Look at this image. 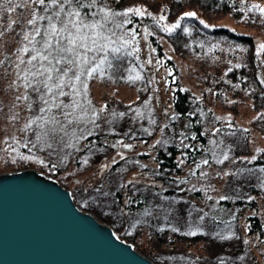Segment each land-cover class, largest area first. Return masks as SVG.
Wrapping results in <instances>:
<instances>
[{
	"label": "rangeland",
	"instance_id": "374dc122",
	"mask_svg": "<svg viewBox=\"0 0 264 264\" xmlns=\"http://www.w3.org/2000/svg\"><path fill=\"white\" fill-rule=\"evenodd\" d=\"M125 1H127L125 10L132 7L141 8L145 12L143 16H136L138 20L133 22L134 24L131 27L136 26L139 29L138 54L141 56L143 69H140V62L136 59L132 63L137 66V70L147 80V85L142 86L140 91L138 85L130 86L127 83L117 84L111 80L96 79L90 84V98L97 108L106 103L109 111L115 110L116 112L126 113L129 112V106L140 108L147 113L148 109L144 108V101L151 98L148 108L151 109V118L156 120V124L149 125L148 119L134 122L131 119L133 114H130L112 125L116 134L108 136H113L115 140L123 138L125 143L134 144L135 148L131 152L123 150L125 155L135 157L138 153H147L145 154L147 155L146 158H134V161L138 160L141 164L147 163L154 166L155 164L151 158L155 155L156 148H165V146L172 143L177 144L181 137L176 123L164 127L165 124L162 122L163 112L170 109L172 91L178 87L187 93L190 101L199 105L198 108L201 107L202 131L208 138L211 155L210 166L196 169V176H189V172L194 169L185 162L182 155L177 157L178 165L181 167V174L178 176L189 181V183H185V189L193 194L199 193L198 198L195 195H191L190 198L192 201L206 204L211 208L218 203L220 196L228 197L227 200L230 202L236 199L250 201L248 197L251 196L254 197L253 200L256 201V206L253 209L245 210L241 221L237 223L228 220L217 224L210 218H204L203 221H200V217H197L190 226L192 229L188 230L186 224L189 220L188 210L193 208L186 203H179L178 206L167 205L170 209L169 214H164L158 222L152 220L154 217L149 219L134 218L131 225L135 231L134 239H122L131 242L134 248L146 257L145 251L153 255L173 248L185 252L188 256L197 258L202 262L210 261L215 256L222 254L226 255L228 262L230 260V264H247V258L251 254L261 260V256L264 255V233L259 236V239L255 234H247L248 221L246 217L256 215L264 222V190L258 187L260 183L258 177L264 179V174L259 172L249 174L245 171L242 175L221 178L216 173H222L226 170L238 172L241 169L254 168L246 165L252 156L264 160V121L260 120L264 108L260 107L261 98L259 96L261 92L254 82L247 85L243 84L246 77L238 76L239 79L232 80L225 75L226 72L228 73L229 68H236L235 65L237 64L252 69L249 56L252 52L256 54L258 44L264 43V19L260 17L258 12H250L248 9L253 4L264 7V0H237V2L229 0V4L236 6V8H232L239 11L238 18L227 9L201 7L195 2L182 5L179 14L174 15L173 10L168 11L166 6L162 4L158 6L157 3L160 0ZM20 11L17 10V12ZM188 12H194L196 14L194 18L204 21L205 24L209 25V28L222 26L231 31L250 36L253 46L250 49L247 45L220 38L200 41L197 42L196 46V40L191 36V28L180 27V30L184 32L183 37L175 35L179 28L171 34L162 30L163 26H171L178 20L181 25L183 20H181V17ZM26 16L27 13H25ZM161 16H164L165 19L160 20ZM12 18L16 19L17 13H13ZM146 19L148 20L146 21ZM19 30L20 26L17 24L15 31L10 33L5 41H0V59L10 56V62L13 64L16 62L17 53L15 49L21 46L18 43L20 38L16 36V32ZM151 36L160 45L162 54L157 53L156 45L150 39ZM24 58L27 59V57ZM149 59L152 61L151 64L147 63ZM257 60L260 63V78L264 79V54L257 57ZM9 72H11V69H9ZM12 79L13 75H5L3 69H0V101H3L5 105V113H8V108L11 106L14 96L18 94L15 90H9L7 87ZM149 81L153 82L149 83ZM19 91L23 92L24 90L21 88ZM13 113H18L16 122H10L7 116L0 114V173L32 168L57 180L72 195L82 186L101 181L100 176L94 175L100 165L110 162L113 157L119 158L116 156V149L95 146L97 149L103 148L104 150L93 154L88 165L81 166L79 163L81 157L87 156L86 151L76 152L64 165H60L59 170L56 172L54 167L49 166L48 158L42 152H37L33 148L29 151L28 148L18 146V144L23 145L26 138L32 139L30 133L26 134L20 131L30 117L31 112L21 104L13 109ZM11 114L8 113V115ZM104 115L107 116L108 113L106 112ZM100 123L104 131H101L99 135H105V131L108 130L109 126L103 121ZM142 127L150 128L151 135L139 131ZM129 129L136 134L137 138L135 140L125 135ZM215 129L221 131L213 136L212 132ZM141 134L144 136L140 137ZM13 138H15V142ZM157 140H163L166 143L156 144ZM210 140H216L219 144V147L216 148L218 155L221 152L228 153L230 159L225 161L223 165L216 164L213 161L211 151L213 145L209 143ZM153 145L155 147H152ZM12 148H17L20 153L38 159L20 160L16 157V153L12 151ZM39 160H43L45 163L42 165L38 162ZM181 160L184 161L182 164L180 163ZM52 164L55 165V162L52 161ZM133 165L132 169L126 174L127 179H130L132 175H136L138 179L151 180V177L145 176L146 171L144 169L136 164ZM201 170L209 174L207 178H199ZM105 174L106 171L102 178L103 181ZM77 181L80 182L77 183ZM192 185H195L197 189L212 185L214 190H208L207 192L190 191ZM252 186L259 188L260 193H250ZM107 189L112 191V186H108ZM91 196L92 201L99 202V208L102 212H110L111 215L116 213V207L111 203V196L108 198ZM208 196H211L212 199H208ZM150 198L155 204H161L154 194L150 193ZM110 207L112 208L110 209ZM82 210L91 212L88 209ZM91 213L98 220L106 223L93 212ZM172 228L179 229V231L173 232ZM188 231H195L196 235H184ZM216 232H220L224 236H231V238L218 239L214 235Z\"/></svg>",
	"mask_w": 264,
	"mask_h": 264
},
{
	"label": "snow or ice",
	"instance_id": "6c2138e0",
	"mask_svg": "<svg viewBox=\"0 0 264 264\" xmlns=\"http://www.w3.org/2000/svg\"><path fill=\"white\" fill-rule=\"evenodd\" d=\"M18 9L21 11L17 12ZM248 11L258 12L260 17L264 19V7L259 4L251 5ZM13 13H17L16 19L12 18ZM25 13H27L26 17ZM144 14L145 12L141 8L132 7L123 11H115L109 5L108 0H0V41H5L7 36L15 31V26L19 24L20 30L16 32V36L20 38L18 43L21 45L15 49L17 58L14 64L10 62V56L0 59V69H3V73L13 75V79L7 85L8 89L18 93L8 108V113L12 114L8 115L4 112L3 101H0V114L7 116L10 122H16L18 113H13V109L21 104L29 112L34 113L26 120L20 131L26 134L31 133L35 139L26 138L23 145L16 142L18 146L28 148L29 151L37 147L40 150H51L50 155L55 152H62L61 163H66L75 152L86 151L87 156L81 157L79 161L81 166H86L93 154L104 150L103 148L97 149L95 142L89 140V137L99 136L100 132L104 131L101 121L109 126L108 130L105 131V136L116 134L112 125L130 114H133L131 119L134 122L148 119L149 125L156 124V120L151 118V109L148 108L151 98L144 101V108L148 109L147 113L140 108H131L130 106L128 113L109 111L106 103L97 108L90 98V84L93 80L115 82L114 74L121 70L123 61L129 57L138 59L139 48L135 47L138 43L136 33L134 30H126L125 25L131 23V20L127 19L129 16H143ZM195 15L194 12L185 13L181 20L184 17H194ZM6 17L7 19H5ZM164 19V16L160 17V20ZM200 23L205 28L209 27L204 21H200ZM180 27L178 20L171 26H163L162 30L171 34ZM261 54H264V43L256 46V56L260 57ZM151 62L150 59L147 61L148 64ZM143 66L140 64V69H143ZM235 67L239 68L241 65L237 64ZM123 71L127 75H122L119 79L127 83L135 84L144 79L141 72L137 70V66L131 61H129V67L124 68ZM227 71L231 72L232 68ZM152 82L149 81V83ZM259 83L264 85V79H259ZM21 88H23V92L19 91ZM106 112L108 113L107 116L104 115ZM165 114H167V110H165ZM172 119H175V116ZM229 126L231 127V125ZM164 127H168V125H164ZM139 131L151 135L150 128L142 127ZM220 131V129H215L212 135L215 136ZM245 131L247 130L245 129ZM125 135L133 140L137 138L131 129ZM181 136L187 139L184 133H181ZM13 141L15 142V138ZM84 141L89 142L81 147ZM164 143L166 141H156V144ZM209 143L213 145V149H211L212 159L216 164L223 165L225 161L230 159L227 152L217 154L216 148L219 147V144L216 140H210ZM103 144L105 147L116 149V156L121 161L136 164L141 169L148 167L138 160L128 159L123 150L131 152L135 145L125 143L123 138L111 143L105 139ZM181 144L185 148L189 147L183 144V139ZM12 151L20 160L38 159L20 153L17 148H12ZM145 154L147 153H138L137 155ZM256 159V156H252L248 163L251 164ZM38 162L42 165L45 163L43 160ZM183 162V160L180 161L181 164ZM117 163L119 161L113 157L110 162L102 163L94 173V175L101 177L98 186L93 189L99 198H108L114 195L112 191L106 188L102 178L105 171L110 170ZM204 166H210L209 159H203L195 167L196 169H203ZM117 171L121 174V183L118 185L121 190L127 191L131 188L133 195L140 191L136 186L142 181L136 175L124 180L123 173L127 172V168L121 167ZM245 171L249 174H256L257 172L264 174V167L246 168L238 170V172L226 170L222 173L217 172L216 175L223 178L242 175ZM159 174L158 171L154 172V175ZM147 175L145 174L146 177ZM196 175L195 170L189 172V176ZM208 175L203 170L199 172L201 179L207 178ZM258 180H260L258 187L264 190V179L258 177ZM79 182L77 181V183ZM176 183L179 185L189 183V181L184 179ZM157 186L153 179L150 183L144 184V189L156 188ZM189 190L207 192L214 189L212 185H208L207 188L202 186L199 189L192 185ZM154 195L161 196V193L156 192ZM227 198L220 196L219 200ZM208 199H212V197L208 196ZM253 199L254 197H248L250 201ZM135 202L129 196L125 204L130 205ZM157 208L164 211L166 215L170 212V209H163L162 205H157ZM152 211L145 209L144 214L152 215ZM203 219L204 217L201 216L200 221ZM171 230L173 232L179 231L176 228ZM184 235L195 236L196 232L188 231ZM214 235L221 240L231 238V236H224L220 232H216Z\"/></svg>",
	"mask_w": 264,
	"mask_h": 264
},
{
	"label": "trees",
	"instance_id": "16d2710c",
	"mask_svg": "<svg viewBox=\"0 0 264 264\" xmlns=\"http://www.w3.org/2000/svg\"><path fill=\"white\" fill-rule=\"evenodd\" d=\"M229 0H160L158 1L159 4L166 6V9L168 11L174 12V15L179 14V12L182 10L180 7L182 5H187L189 3H197L199 6L203 7H213L217 9H227V11H231L232 15L236 16L238 18V12L234 8L236 6L234 4H229ZM237 2V0H235ZM233 2V3H235ZM109 5L111 8L115 11H123L125 10V6L127 1L125 0H108ZM236 4V3H235ZM172 12V13H173ZM177 13V14H176ZM131 20V23L125 25V29L129 31H135L136 33V40L138 43L135 45V47L139 46L140 41V33L139 29L135 26L132 28L133 22H136L138 20V17L136 16H129L128 18ZM148 19H146L147 21ZM191 28V36L195 38V43L197 46V42L200 41H206L213 38H220V39H226L230 40L236 43H241L244 45H247L248 48L251 49L253 46L252 38L248 35L238 33L235 31H231L230 29L222 26H214V27H207L205 28L203 24L200 23L199 20H197L194 17H184L181 23V28ZM184 28V29H185ZM175 35H181L184 36V32L180 30V28L177 31V34ZM172 37V36H169ZM152 40V43L156 45L157 53L160 55L162 54L160 50V45L156 42L154 37H150ZM252 63V69H247L244 65H241L239 68H233L231 72L227 73V76L232 80H237L239 77H246V80H243L245 83L243 84H250L253 83L257 87V89L260 90V98H261V108H264V85H261L259 83L260 77V63L259 59L257 60V56L255 52H252L249 56ZM135 58L129 57L125 59L121 65V70L115 72V82L117 84H123L127 83L124 80L119 79L122 75H127L126 72L123 71L124 68L129 67V61L133 62ZM140 64H143L140 54H138V59H136ZM239 76V77H238ZM259 77V79H257ZM147 80L144 78L142 81H137L135 84L127 83L130 86L138 85V89H142V86L147 85ZM247 82V83H246ZM251 88V87H250ZM173 95L170 103V109L167 111V114L163 112L162 114V122L165 125H172L177 124L178 130H180L179 134L184 133V135L187 137V139H184L181 135L180 140L177 144H169L163 147H157L155 150V155L151 158L154 162V166L148 165L147 168H144L146 171L145 173L148 174L149 178L151 177V180H142V183L138 184L136 187L140 189L139 192H136L135 195H133V192L131 188H129L127 191L121 190L118 185L121 183V174L117 171V169H120L121 167L127 168V172L123 173V179L127 180L126 174L132 169L134 166L132 163H126L125 161H121L119 158L117 159L119 163L114 165L110 170L106 171L104 183L106 185V188L108 186H112V192L114 195L111 196V203L114 204L116 207V213L112 214L110 212H102L99 208V202L92 201V196H97V193L94 192V187L98 186V182L94 184H89L82 186L78 188L73 194V200L76 203V205L82 209H88L91 212H93L99 219H102L106 223H108L114 230L115 234L121 238L133 240L135 236L134 227L132 225V221L134 218H152L154 222L160 221L162 219V216L166 214L164 211L157 208V204H155L151 198L150 193L154 194L156 192H160L161 196H156L158 201L162 205L163 209H169L167 205L171 206H178L180 204H188L193 209L188 210V218L189 220L186 222L188 226V230L192 229L190 226L193 224V221L197 217L203 216L204 218H210L212 221L218 223H224L228 220L235 221L236 223L241 221V218L244 215V211L248 209H253L256 206V201H244L241 199H236L233 202H230L229 200H220L216 205L209 208V206H206V204H200L196 201H192L190 198L191 195H195L196 198L199 197V193H190L188 190L185 189V184H179L177 185V181L184 180V177H179L178 175L181 174V167L178 165L177 157L182 155V158L185 160L186 163L190 164L194 170H196V164L202 161L203 159H209L210 161V150L208 145V138L206 134L202 131V125H203V118L200 114L201 107L198 108V104L190 101L188 98V95L185 91L181 90L180 88L173 89ZM92 100V99H91ZM93 102V101H92ZM197 107V109H195ZM34 113H31L33 115ZM30 115V116H31ZM261 115V114H260ZM175 116V119H172V117ZM260 120L264 121V113L260 116ZM31 134V133H30ZM32 135V134H31ZM144 135H140V137H143ZM195 137V139H193ZM32 139L34 140L35 137L32 135ZM107 139L109 143L114 142L115 139L113 136H105V135H99V136H92L89 137L90 141L95 142V146L98 147H104L103 141ZM183 139V144L188 145L189 147L185 148L181 144V140ZM89 141L82 142L81 147L83 144L88 143ZM37 152H42L49 161V166L53 167L52 161L55 162V171L57 172L59 170L60 165H64L65 163H61V157L63 156L62 152H55L51 155L49 152L51 150H40L39 147L33 148ZM83 152V151H80ZM73 153V155H75ZM72 155V156H73ZM70 156L69 158H71ZM129 160L134 161L138 158H146L147 155H135L134 156H127ZM68 158V159H69ZM245 164V163H243ZM248 167H254V168H260L264 167V160L262 159H256L255 161H252L251 164H246ZM158 171L159 175H154V172ZM155 180L156 184L158 185L156 188H149L147 190L144 189L145 183H150L152 180ZM100 182V181H99ZM251 188V187H250ZM87 189V191H86ZM166 189V191H165ZM181 189H184V191H181ZM259 188L256 186H252L251 192L257 194L259 192ZM131 196L135 203H132L130 205H126L125 201L127 198ZM164 197H167V199H164ZM115 201V202H114ZM112 207H110L111 209ZM176 208V207H175ZM145 209H151L152 215H145ZM159 214V215H158ZM169 214V213H168ZM186 218V217H185ZM187 219V218H186ZM246 220L248 221V229L246 231L247 234H255L257 235V238L259 239V236L264 233V222H262L258 216L256 215H249L246 217ZM167 230V228H165ZM241 236V232L239 233ZM144 252V251H143ZM145 254L147 257H149L155 264H228V258L226 255H217L214 259L202 262L199 259L192 258L188 256L185 252H181L179 250L175 249H169L167 251L158 252L156 254L151 255L150 253H147L145 251ZM226 254V253H224ZM225 256V258H224ZM262 259L259 260L257 256L254 254H251L247 258V264H264V255L261 256ZM230 264V263H229Z\"/></svg>",
	"mask_w": 264,
	"mask_h": 264
},
{
	"label": "water",
	"instance_id": "95a60500",
	"mask_svg": "<svg viewBox=\"0 0 264 264\" xmlns=\"http://www.w3.org/2000/svg\"><path fill=\"white\" fill-rule=\"evenodd\" d=\"M0 264H155L32 168L0 173Z\"/></svg>",
	"mask_w": 264,
	"mask_h": 264
}]
</instances>
